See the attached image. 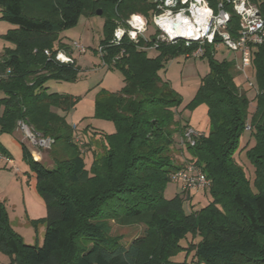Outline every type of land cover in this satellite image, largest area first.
<instances>
[{"label":"trees","instance_id":"16d2710c","mask_svg":"<svg viewBox=\"0 0 264 264\" xmlns=\"http://www.w3.org/2000/svg\"><path fill=\"white\" fill-rule=\"evenodd\" d=\"M217 7L219 0H209ZM264 14V0H252ZM2 19L16 26L4 35L13 47L0 56V134L13 132L20 122L34 133L53 140V167H47L22 144L23 159L36 177V189L47 208L43 245L26 243L12 226L0 201V250L13 264H187L174 258L193 251L201 264H264V44L254 49L257 83L256 109L236 81L238 62L216 59V49L206 47L210 71L202 77L188 107L206 104L211 130L201 133L194 145L179 147L177 136L190 128L177 117L182 95L160 71L188 49L163 42L152 57L139 45L143 39L110 44L117 21L133 13L149 14L148 0H0ZM102 9L106 21L104 61L121 73L125 85L119 91L103 89L97 95L95 116L113 121L116 130L104 134L105 151L82 152L65 112L80 96L52 92L50 80H75L76 63L55 60L59 50L72 53L61 33L75 26L81 14ZM230 29L236 35L239 16L232 7ZM220 42V41H218ZM50 50L47 55L45 50ZM124 54L114 63L121 51ZM96 53H98L96 51ZM60 109L63 113H59ZM255 144L246 156L255 167L253 182L238 162L241 138L247 125ZM2 152L11 158V154ZM180 151L185 165L177 164ZM90 158V165L87 163ZM193 163L211 184L172 198L164 195L174 173ZM202 191L209 203L194 207L195 193ZM211 196V197H210ZM187 206V208H186ZM119 225H144L143 233L129 245L111 234L109 221ZM188 235L195 242L183 246Z\"/></svg>","mask_w":264,"mask_h":264},{"label":"rangeland","instance_id":"374dc122","mask_svg":"<svg viewBox=\"0 0 264 264\" xmlns=\"http://www.w3.org/2000/svg\"><path fill=\"white\" fill-rule=\"evenodd\" d=\"M2 15L3 12L0 9V56L4 53L6 47H13V43L7 41L4 35L9 31V29L16 27L13 24L3 20ZM105 21L106 18L102 14H81L78 23L75 26L61 33L63 41L69 44L71 48L75 50L74 59L77 61L76 68L78 70V75L75 80H50L47 84L50 91L52 92L56 91L59 93L80 96L78 103L70 111L65 112L64 114L63 111L60 112L59 110V113H63L66 116L68 122L72 126L74 135L79 134L85 137V140L89 142L92 140L93 144L96 143L97 140L102 141L104 134H112L116 130L113 121L101 119L95 116V102L97 95L99 92L105 89V79L109 70H111L108 66H103L101 57L98 53H96L101 41L105 37ZM156 32L155 26L151 24L147 36L152 38ZM75 41L80 42L86 47L85 53H80L74 48L73 44ZM147 52L152 57L159 54V50L156 48L148 49ZM233 58H236L237 62L240 60L238 53L230 49L224 42L217 43L216 59L231 60ZM209 71L210 65L208 57L186 58L184 55L168 61L164 69L160 71V74L166 80H169L172 87L182 95L183 101L177 110L178 119H181L183 123L189 124V127H192L194 130L207 134L211 130V121L207 105L199 104L195 108L188 107V105L196 96L202 82V77L209 73ZM116 73L122 76L119 71ZM236 81L241 87L242 91H244L251 99L249 113L252 115L256 109L255 96L257 93V83L254 69L252 67L247 68L246 70L238 68V71L236 70ZM18 127L20 129L19 135L23 137L24 141L17 138V134L15 135L12 133H6L2 137L4 141L9 140L8 144L10 145L9 148L13 154L14 165L20 167L21 169L26 168L31 170L28 162L23 159L22 144L25 142L29 147L31 146L34 148V151L37 155H41V153L43 154L45 158L43 163L47 167H53V157L51 154V151L54 149L53 145H51V147H44L39 143H34L29 137L27 138L21 125ZM39 138L41 137L37 136V141ZM75 139H77V137ZM81 140L82 139L77 140L80 145L78 146L79 149H85V147H89L91 145V143L86 144L85 141ZM176 143L179 147L183 146L181 142V136H177ZM254 144L255 139L251 136V130L246 129V132L241 138V147H243V149L242 152L237 156V160L245 168L247 176L251 182H253L255 178V167L247 158L246 151L254 146ZM95 147H97V145ZM104 151L97 155H102ZM174 158L177 164L185 165V163H187L186 157H184L180 151L174 155ZM86 159L88 165H90V158L87 156ZM32 183L36 187L35 176H33ZM8 185L11 187V183ZM181 191V183H177L172 178L166 186L164 195L166 198H172ZM193 202L195 204L194 207H201L209 203V198L202 191H199L195 193ZM5 206L7 209V205ZM7 211L12 217L13 222L11 224L17 225L15 230L23 237L26 243L37 244V238L39 236V245H43L47 228L46 222L43 223L44 229L42 234V229L40 228L39 231H37V227L34 224L29 227L25 225L23 228L24 222L22 221V217L25 220L28 218L25 211L22 213L19 210L17 213H15L16 211L12 209L11 205H9V209H7ZM108 221L111 234L114 236L120 235L122 237V243L125 245H129L135 237L142 234L145 228L142 224L119 225L113 220L108 219ZM195 240L196 239L193 238L192 235H188L186 239L181 241V244L183 246H188L194 243ZM193 254L194 252L192 251L189 256H187V252H182L174 259L182 262L187 261V264H201L197 262V259H195ZM4 263L13 264L11 263L9 256L0 250V264Z\"/></svg>","mask_w":264,"mask_h":264},{"label":"built area","instance_id":"2783aa9c","mask_svg":"<svg viewBox=\"0 0 264 264\" xmlns=\"http://www.w3.org/2000/svg\"><path fill=\"white\" fill-rule=\"evenodd\" d=\"M148 2L153 6L148 15L133 13L129 18L117 21V27L110 44L120 45L125 39L133 42L143 39L151 45H139L138 48L148 50L158 49L165 42L192 49L184 55L186 58H200L204 56L207 46L216 49L217 43L224 42L230 49L238 53L240 59L238 68L242 70L252 67L254 49L264 44V14L252 0H219L216 8L211 5L209 0H148ZM227 6L232 7L239 16V26L235 36L229 27L231 13ZM151 24L157 31L152 38L147 36ZM73 46L80 53L86 52V47L78 41H75ZM97 52L102 59L103 66H107L103 59L106 53L104 46L100 44ZM45 53L51 55L48 49L45 50ZM123 54L124 50L113 59V62L115 63ZM55 60L62 64L75 63L73 56L64 50H59L56 53ZM19 125L25 131L27 138L29 137L34 143L51 147L53 143L51 138L34 133L23 122H20ZM246 129H251L250 124ZM200 134L190 127L185 131L181 142L194 145ZM37 136L41 137L39 142ZM79 139L78 137L75 141L77 142ZM77 144L80 146L78 142ZM80 150L85 151V149ZM0 159H8L1 149ZM173 179L177 183H181L183 190L190 192L208 188L211 184V179L193 163L187 164L186 167L174 173Z\"/></svg>","mask_w":264,"mask_h":264},{"label":"crops","instance_id":"0c3cea01","mask_svg":"<svg viewBox=\"0 0 264 264\" xmlns=\"http://www.w3.org/2000/svg\"><path fill=\"white\" fill-rule=\"evenodd\" d=\"M74 53H75V50L72 49L71 55L73 56V58H74ZM75 63L77 64L76 60H75ZM116 72L117 71L109 70L106 76V79H105L106 81L104 83L105 89L116 92V91L121 90L123 86L125 85L123 77L120 76V74H117ZM2 97H4V93L0 91V98ZM3 110H4V107L1 106L0 116L3 113ZM59 110L60 109H57L58 112ZM19 131L20 129L19 127H17L11 133L15 135L17 134L16 137L24 141L23 137L19 135L20 133ZM6 133L7 132L0 134V145L3 149L7 150L11 154L12 157L8 158L7 160H4V159L0 160V201L4 202V204L7 205V209H9V205H11L12 209L16 211L15 213H17L19 210L22 213L25 211L28 218L27 220H25L22 217V221L24 222L23 228L25 225L29 227L32 225L33 220H41L46 217L47 208H46L44 201L39 196L35 185L32 183V179L34 176L33 172L26 168L21 169L20 167H17L14 165L13 154H12L11 149L9 148L10 145L8 144L9 140L4 141L2 138L4 134ZM90 143H91V145L89 146L91 148V151L89 152L90 155H97L105 150V144L103 140L102 141L97 140L96 143L94 144L92 143V140H91ZM25 144L31 150L32 154L35 157H37V159L41 160L42 162L44 161L45 158L42 153L41 155H37L36 152L34 151V148H32L31 146L29 147L27 143ZM96 145L97 147H95ZM8 182L11 183V187H9L8 184L10 183ZM9 217L12 223L13 222L12 217L10 215ZM12 226L15 229L17 228V225L12 224ZM36 227H37V231H39V229L41 228L42 234H43V229H44L43 222H41V224H37ZM37 240L39 244L40 243L39 236Z\"/></svg>","mask_w":264,"mask_h":264},{"label":"water","instance_id":"95a60500","mask_svg":"<svg viewBox=\"0 0 264 264\" xmlns=\"http://www.w3.org/2000/svg\"><path fill=\"white\" fill-rule=\"evenodd\" d=\"M103 13V10L102 9H98L97 10V14L101 15Z\"/></svg>","mask_w":264,"mask_h":264}]
</instances>
